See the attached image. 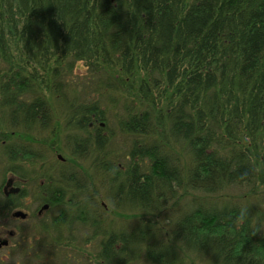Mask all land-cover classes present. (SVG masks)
Here are the masks:
<instances>
[{"label": "trees", "instance_id": "trees-1", "mask_svg": "<svg viewBox=\"0 0 264 264\" xmlns=\"http://www.w3.org/2000/svg\"><path fill=\"white\" fill-rule=\"evenodd\" d=\"M260 187L264 0H0V264H264Z\"/></svg>", "mask_w": 264, "mask_h": 264}, {"label": "rangeland", "instance_id": "rangeland-1", "mask_svg": "<svg viewBox=\"0 0 264 264\" xmlns=\"http://www.w3.org/2000/svg\"><path fill=\"white\" fill-rule=\"evenodd\" d=\"M86 73L83 76H86ZM77 76H80V75L77 74ZM55 107H56V110H58V109L62 110L63 109V108H60L61 105L56 104ZM113 114L114 113L111 112L107 117V120L109 123V129L111 131H113L112 133H114L115 143H116V146L118 147V149H116V150L122 154V153L128 151V149H130L132 141L134 140V138L127 136L126 134H124L122 132H119L118 125L115 121V118L113 117ZM59 123L62 124L61 122H59ZM64 137H65V135H62L60 137V140H59V146H60L61 150H59V152H57L53 155H49L50 159L48 160L46 165L48 167L53 166L55 168V171H58L60 169H74V170L78 169L81 171L80 167L77 164H75L74 162H71L72 157H70V155H69V148L66 145V140L64 139ZM58 156H62V158L65 160V163L60 162V160L58 159ZM78 163L83 165L86 169L89 168L88 166H89L90 162L80 161ZM38 184H42V182L38 181ZM27 188H28V191L30 193L22 202L24 204V208L19 209V210L27 211L30 214H33L34 212L37 213L39 211L38 210L39 205H38L37 201L34 200V199H37V197H36L37 185L30 183L27 186ZM263 192H264V187H260L259 195L257 194L260 199L264 198ZM247 193H248V190L246 188L236 187V188L227 189L225 192L219 194V196H217V197L220 198L219 199L220 202L232 201L234 203L238 200H242V199L244 200V196H246ZM256 203H258V201H256ZM262 203H264V202H262ZM32 223L33 222L30 221L28 223L22 224V221H13L10 223L9 228H7V229H8V231H15V229L19 226H21V228H26V227L29 228L27 230L21 231V233L18 235V238L21 241L23 238L19 237V236L22 235L24 237V235L27 233V231L30 232L31 228L34 225ZM4 238L10 239L9 236H6V235L4 236ZM10 243L14 244L15 242H13V240H10ZM1 253H2V255H7V254H9V250H2ZM194 264H206V263L198 260Z\"/></svg>", "mask_w": 264, "mask_h": 264}, {"label": "water", "instance_id": "water-1", "mask_svg": "<svg viewBox=\"0 0 264 264\" xmlns=\"http://www.w3.org/2000/svg\"><path fill=\"white\" fill-rule=\"evenodd\" d=\"M60 159H63L62 156H59ZM4 192L6 196L9 195H16L19 194L21 192V188L19 187H15L14 186V180L12 178H10L7 181V184L4 188ZM49 209V205H44L41 210L39 211V214L41 215L44 211ZM28 213L25 212L24 210H17L13 213V217L16 219H20V220H26L28 218ZM11 235H13V233H11ZM9 240L8 239H1L0 238V248L3 247H7L9 246Z\"/></svg>", "mask_w": 264, "mask_h": 264}, {"label": "clouds", "instance_id": "clouds-1", "mask_svg": "<svg viewBox=\"0 0 264 264\" xmlns=\"http://www.w3.org/2000/svg\"><path fill=\"white\" fill-rule=\"evenodd\" d=\"M87 72V68L84 66L83 61H78L75 65L72 73V77L70 79L75 78L77 74H79L81 77ZM248 216V209L243 208L241 209L240 215L237 217V221L242 223Z\"/></svg>", "mask_w": 264, "mask_h": 264}, {"label": "flooded vegetation", "instance_id": "flooded-vegetation-1", "mask_svg": "<svg viewBox=\"0 0 264 264\" xmlns=\"http://www.w3.org/2000/svg\"><path fill=\"white\" fill-rule=\"evenodd\" d=\"M58 159L60 160V162H62V163H65V160L63 159H60L59 158V156H58ZM13 217V216H12ZM14 218V217H13ZM14 219H16V218H14ZM16 220H19V219H16ZM0 238H4V236H2V235H0ZM1 249V248H0Z\"/></svg>", "mask_w": 264, "mask_h": 264}]
</instances>
